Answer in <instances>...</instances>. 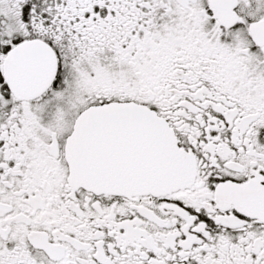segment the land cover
<instances>
[{
	"label": "snow or ice",
	"instance_id": "1",
	"mask_svg": "<svg viewBox=\"0 0 264 264\" xmlns=\"http://www.w3.org/2000/svg\"><path fill=\"white\" fill-rule=\"evenodd\" d=\"M0 264H264V0H0Z\"/></svg>",
	"mask_w": 264,
	"mask_h": 264
}]
</instances>
